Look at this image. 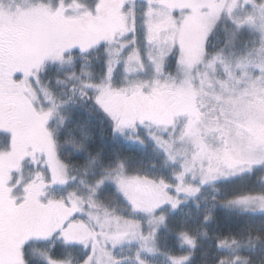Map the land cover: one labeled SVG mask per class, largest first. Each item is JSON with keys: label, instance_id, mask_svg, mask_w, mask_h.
<instances>
[{"label": "snow or ice", "instance_id": "obj_1", "mask_svg": "<svg viewBox=\"0 0 264 264\" xmlns=\"http://www.w3.org/2000/svg\"><path fill=\"white\" fill-rule=\"evenodd\" d=\"M0 264H264V0H0Z\"/></svg>", "mask_w": 264, "mask_h": 264}]
</instances>
